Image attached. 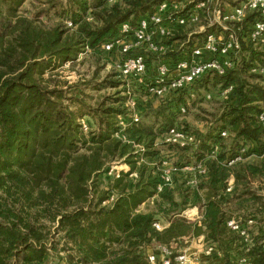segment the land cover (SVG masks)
<instances>
[{
  "label": "trees",
  "instance_id": "16d2710c",
  "mask_svg": "<svg viewBox=\"0 0 264 264\" xmlns=\"http://www.w3.org/2000/svg\"><path fill=\"white\" fill-rule=\"evenodd\" d=\"M45 1L48 10L72 27L45 26L39 22V17L48 13L43 10L33 19L15 15L14 8L4 14L0 2V264H12L11 260L15 264H47L50 255L43 246L47 228L37 226L39 217L57 221V230L63 233V251L75 253L78 261L74 264H147L145 248L151 242L171 246L176 252L184 248V239L201 236L222 253V259L212 264H236L241 255L264 264L259 247L264 240V196L253 188L255 182L264 184V130L257 122L264 83L250 73L256 62L263 61L264 51L250 44L243 46L239 62L229 74L206 77L193 87L214 93L233 85L238 96L234 105L198 101L185 116H179L167 103L148 104L139 122L122 132L123 142L116 137L120 132L118 117L128 121L120 78L91 87L93 91L106 85L119 87L122 95L104 98L93 107L88 104L90 83L82 79L56 87L45 75L73 64L86 49L101 50L114 39L122 23L134 24L162 2L183 0ZM203 103L215 109L210 114L204 111V119L197 118L195 122L203 125L200 129L185 118ZM151 116L158 119L155 128L144 123ZM84 117L93 122L86 125V131L80 122ZM175 126L194 135L199 146L178 149L166 145L164 134ZM220 128L227 131V138L216 133ZM141 144L149 163L158 162L163 155L180 168L203 160L206 178L197 189H191L186 187V175L180 173L171 187L157 193L154 168H136L133 162V145ZM241 144L248 146L246 160L225 167L226 154ZM215 145L221 149L216 159L210 157ZM118 159L130 165L129 172L108 179L106 189L100 190L98 176L109 162ZM135 170L137 178H130ZM69 175L79 193L65 202L59 185ZM229 177L234 186L228 197L221 193ZM110 193L116 197L114 202L102 206ZM149 201H153L155 212L138 213ZM189 207L203 209L200 225L181 216ZM232 214L241 222L255 223L254 246L245 254L239 236L226 226ZM155 222H168L169 226L160 233L152 227ZM73 259L68 256L69 264Z\"/></svg>",
  "mask_w": 264,
  "mask_h": 264
},
{
  "label": "built area",
  "instance_id": "2783aa9c",
  "mask_svg": "<svg viewBox=\"0 0 264 264\" xmlns=\"http://www.w3.org/2000/svg\"><path fill=\"white\" fill-rule=\"evenodd\" d=\"M68 25L71 26V23ZM248 44L257 51H264V0L162 2L152 13L139 17L134 24L122 23L114 39L101 46L102 52L108 56V66L118 73L126 98L128 121L122 116L118 117L120 132L116 136L119 137L128 126L137 124L148 104L156 106L167 103L175 107L174 111L179 116H185L192 104L198 101L217 100L222 105H234L238 96L234 94L233 85L214 93L193 87L206 77H225L229 74L239 62L241 48ZM250 73L260 76L264 83V58L261 63H255ZM257 122L264 130V102L260 106ZM81 125L86 131V124L81 122ZM216 133L220 138L228 137L225 129L220 128ZM164 143L178 149H196L199 146L194 135L178 126L164 134ZM134 148L139 166L143 162L145 148L143 145H134ZM220 150L215 145L210 157L216 159ZM247 153L248 146L241 144L226 154L222 164L230 168L242 163ZM152 166L158 179L157 193L171 187L180 173L186 175V187L191 189H197L207 175L203 160L180 168L163 155ZM108 173L119 178L122 170L111 167ZM129 176L137 177L136 173ZM233 181L229 177L222 195L232 193ZM203 214L202 208L193 207L182 212L181 216L200 225ZM168 226V222H155L152 225L160 233ZM226 226L241 239L244 254L254 246L256 231L252 220L241 222L233 215L228 218ZM193 240L202 247L201 262L188 253V247L174 252L171 246L153 241L145 248L147 264H212L214 260L222 258V253L213 244H207L204 237ZM259 247L264 253V240ZM236 264L257 263L255 258L241 255Z\"/></svg>",
  "mask_w": 264,
  "mask_h": 264
},
{
  "label": "rangeland",
  "instance_id": "374dc122",
  "mask_svg": "<svg viewBox=\"0 0 264 264\" xmlns=\"http://www.w3.org/2000/svg\"><path fill=\"white\" fill-rule=\"evenodd\" d=\"M2 5L3 13L5 14L6 9L8 8H14L15 15H22L27 17L28 19H33L39 11H47V14L41 15L39 17V22L44 24L45 26L53 27L58 25H65L67 28H71V26L68 25V21H64L65 19H62L57 13H54L52 9L48 10L50 7L48 4H45V0H0ZM63 2V0H62ZM117 72L114 68H111L108 66V56L102 52V50H99L97 52H94L90 49H86L83 53L79 54L76 61L71 64L67 63L63 67H61L59 70L54 71L52 74H46L45 79H48L51 81L52 86L56 87H62L64 83L68 85H72L78 80H85L88 83H90V86L87 89V94L90 96V100H88V104L90 106L95 107L98 103H100L104 98H115V97H122L121 88H110V85H106L104 89H101L100 91H93L91 87L97 84H108L107 80L111 82H118L119 77L116 76ZM125 105H123L124 108ZM125 109V108H124ZM215 109V107L210 103H203L199 106H196L195 108H192V110L188 113V115L185 118V121L191 125L196 124V126H199L201 129L203 128L202 124H199L195 122L198 120L197 118L204 119V111L206 114L209 112H212ZM210 114V113H209ZM206 116V115H205ZM158 119L153 118L152 116L147 120L144 121V123L152 128H155V125L157 123ZM161 121V119H160ZM80 122H84V124H90L92 125L93 122L90 118L84 117ZM118 138V136H116ZM120 139H122L123 142H125V138L122 137V134L119 136ZM142 145V144H141ZM145 148V146L143 145ZM133 150L134 148L133 145ZM147 150L145 148L146 153ZM134 153V152H133ZM136 156V155H134ZM134 165L136 168H140L141 166H149L150 168H153L152 164L156 162L149 163L147 161V158L145 157V154L143 156V162L140 163L138 166L136 163L135 158L133 159ZM111 167H114L115 170H122L121 174H126L128 170H130V165L124 162V159L122 160H114L107 164L104 172L98 176L97 184L100 187V190L106 189V181L108 179H117L112 175H109L108 171ZM129 172V171H128ZM127 172V173H128ZM133 173L137 172L136 170L133 171ZM133 179H136L137 177H130ZM229 179V178H228ZM234 186V181H233ZM258 187H261L262 190H259ZM253 188L255 191H257L258 194L261 196H264V184H259L258 182L253 183ZM60 194L64 197L65 202H70V195H74V184H73V176L69 175L62 183L59 185ZM233 193V191H232ZM225 195V196H231L232 195ZM108 200L102 204V206H108L112 204L115 200L114 193H110L108 195ZM75 197V196H74ZM89 198V197H88ZM72 200V199H71ZM73 202V201H72ZM78 206V205H77ZM72 208H70L71 210ZM191 209L186 208L184 211ZM154 204L153 201H149L143 205H141L137 212L138 213H152L154 211ZM182 211V212H184ZM181 212V213H182ZM237 213V212H235ZM39 223L37 226H44L45 231L47 233L46 240L43 242V246L46 248L47 253H49V259L47 264H69L68 256H72L73 264L76 263L78 260L76 259L75 253L71 250L69 252L63 251V233L57 230L58 224L57 221L50 222L46 218H38ZM192 239H184L183 240V247L187 248L190 245V242ZM54 248V249H53ZM67 248H71L69 245ZM188 253H190L188 251ZM222 259V258H220ZM12 264H15L14 260H11ZM216 264H224V261L217 262Z\"/></svg>",
  "mask_w": 264,
  "mask_h": 264
},
{
  "label": "crops",
  "instance_id": "0c3cea01",
  "mask_svg": "<svg viewBox=\"0 0 264 264\" xmlns=\"http://www.w3.org/2000/svg\"><path fill=\"white\" fill-rule=\"evenodd\" d=\"M236 216L235 214H232V216ZM254 230L256 231V227H254ZM232 232V231H231ZM203 237V236H201ZM188 251L190 252V254H192L194 257H195V260L197 262H201L202 259H203V256L201 255V250H202V247L200 244H198L196 242V240H192L190 242V245L188 246Z\"/></svg>",
  "mask_w": 264,
  "mask_h": 264
}]
</instances>
